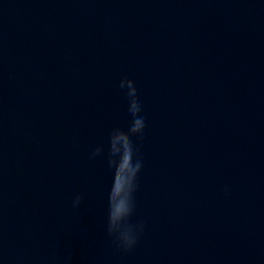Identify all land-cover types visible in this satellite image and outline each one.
I'll list each match as a JSON object with an SVG mask.
<instances>
[{"label":"water","instance_id":"95a60500","mask_svg":"<svg viewBox=\"0 0 264 264\" xmlns=\"http://www.w3.org/2000/svg\"><path fill=\"white\" fill-rule=\"evenodd\" d=\"M125 77L127 253L106 233ZM0 264H264V0H0Z\"/></svg>","mask_w":264,"mask_h":264},{"label":"clouds","instance_id":"9594fccd","mask_svg":"<svg viewBox=\"0 0 264 264\" xmlns=\"http://www.w3.org/2000/svg\"><path fill=\"white\" fill-rule=\"evenodd\" d=\"M120 88L125 89L128 97V114L130 127L125 131L113 128L109 137L108 166L112 169V184L108 193V212L106 233L112 243L127 253L137 244L143 232V223H132L134 211V193L137 191V178L142 169V157L134 146L132 137L143 140L145 119L140 115L141 104L135 82L127 77L120 81ZM104 151L103 145L96 146L91 152L95 158ZM82 195L77 194L73 206H79Z\"/></svg>","mask_w":264,"mask_h":264}]
</instances>
